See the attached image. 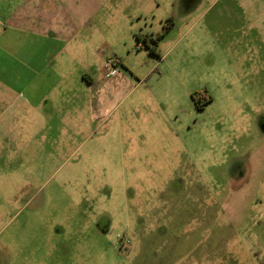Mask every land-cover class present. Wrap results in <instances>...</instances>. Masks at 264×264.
I'll use <instances>...</instances> for the list:
<instances>
[{
    "label": "rangeland",
    "instance_id": "374dc122",
    "mask_svg": "<svg viewBox=\"0 0 264 264\" xmlns=\"http://www.w3.org/2000/svg\"><path fill=\"white\" fill-rule=\"evenodd\" d=\"M28 1L0 0V264H264V0Z\"/></svg>",
    "mask_w": 264,
    "mask_h": 264
},
{
    "label": "crops",
    "instance_id": "0c3cea01",
    "mask_svg": "<svg viewBox=\"0 0 264 264\" xmlns=\"http://www.w3.org/2000/svg\"><path fill=\"white\" fill-rule=\"evenodd\" d=\"M30 1H32V0H29L28 2H30ZM24 17V16H23ZM19 18H21V16L19 17ZM13 21H15V19H13ZM105 69H106V67H104ZM39 72H41V70H39ZM43 73L41 72L40 73V75H39V81H41L42 80V78H41V75H42ZM36 79V78H35ZM36 81H37V79H36ZM32 84H35V81H30L29 82V84H28V88H27V90L30 92H33L34 90H33V88L35 87V85H32ZM30 100V99H29ZM28 103H30L31 105H35V101L33 100H30V101H28Z\"/></svg>",
    "mask_w": 264,
    "mask_h": 264
},
{
    "label": "trees",
    "instance_id": "16d2710c",
    "mask_svg": "<svg viewBox=\"0 0 264 264\" xmlns=\"http://www.w3.org/2000/svg\"><path fill=\"white\" fill-rule=\"evenodd\" d=\"M171 28H172V25L171 24H167V25H165L164 27H163V30L161 31V34L160 35H158L155 39H156V41H158L159 39H161V37L163 36V35H165L167 32H169L170 30H171ZM158 39V40H157Z\"/></svg>",
    "mask_w": 264,
    "mask_h": 264
},
{
    "label": "flooded vegetation",
    "instance_id": "af4514ba",
    "mask_svg": "<svg viewBox=\"0 0 264 264\" xmlns=\"http://www.w3.org/2000/svg\"><path fill=\"white\" fill-rule=\"evenodd\" d=\"M162 27H164V26H162ZM162 30H163V29H162ZM167 33H168V32H167ZM167 33H166V34H167ZM157 34H158V33H155V35H154V37H155V38L157 37ZM154 37H153V38H150V39H153V40H155V38H154Z\"/></svg>",
    "mask_w": 264,
    "mask_h": 264
}]
</instances>
